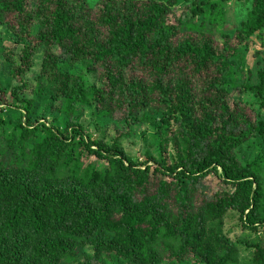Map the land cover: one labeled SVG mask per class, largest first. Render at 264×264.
I'll list each match as a JSON object with an SVG mask.
<instances>
[{"label": "trees", "instance_id": "1", "mask_svg": "<svg viewBox=\"0 0 264 264\" xmlns=\"http://www.w3.org/2000/svg\"><path fill=\"white\" fill-rule=\"evenodd\" d=\"M92 1L0 0V24L21 53L12 104L0 85V105L21 113L0 121V264L77 263L85 251L79 264L110 254L126 264H241L224 220L231 212L242 230L264 231V153L240 161L253 139L264 147V117L240 98L254 94L264 112V67L247 84L229 77L245 71L252 41L264 46V0H237L249 9L232 37L221 32L230 0ZM183 3L192 5L178 16ZM38 57V85L62 125L33 121L34 100L21 96ZM88 108L120 134L89 136ZM151 110L162 113L149 136L158 157L140 162L121 142L157 119ZM211 174L227 189L198 196ZM249 251L242 264H264V237Z\"/></svg>", "mask_w": 264, "mask_h": 264}, {"label": "rangeland", "instance_id": "2", "mask_svg": "<svg viewBox=\"0 0 264 264\" xmlns=\"http://www.w3.org/2000/svg\"><path fill=\"white\" fill-rule=\"evenodd\" d=\"M92 4H96V0L92 1ZM191 3H183L179 5L174 11L178 14V16H181L185 10L189 7H191ZM249 9V6H245L244 2H240L237 0H230L227 3L226 6V26L221 30V32H227L229 37L233 36V26L235 24L239 25L241 21L244 19V14L246 13V10ZM11 33L7 29L5 25L0 24V85L6 88L7 90V96L5 100L7 101V104H12L14 99L11 96V91L13 87H16L18 85H21L19 83V79H15L11 75V70L13 69V66L15 64L19 65L21 63V53H20V47L18 45H15L13 43V40L11 39ZM13 53L15 56L9 58L8 54ZM54 52L59 55L60 51L57 47L54 48ZM243 55L245 56V62H246V69L245 71H242L237 76L229 77V81L232 83H235L236 85H241L243 82L247 84L249 82V77L252 75H249V71L253 70L254 66H260V68L264 67V46L260 47L259 44L256 42H251L248 45V49L246 52L242 51ZM257 54H259L257 56ZM61 57V56H59ZM9 60V62L7 61ZM260 60V61H259ZM61 61H64L65 63L62 67L65 71H70L71 73L75 72V67L71 70H68V66L66 67L69 60L62 59ZM71 63V62H69ZM259 63V64H258ZM66 67V69H65ZM43 73L42 69V61L41 58H36L35 62L33 63V67L28 70L23 76L20 78L23 82L28 84V89L25 93H23L21 96L25 98H29L34 100V111L32 113V119L40 120V122H46V123H56L58 125H62L65 122V116L61 112H56V109H54L52 105V99H51V92H48L47 89H43L38 85V78ZM241 89V88H240ZM238 88V90H240ZM240 98L247 103L251 108L258 110L261 113V116L264 117V112L257 106V98L252 93H245L240 96ZM6 103H3L0 105V121L6 120L8 122H12L13 124L17 123V119L20 117L21 113L17 111H10L8 110V105ZM251 111L249 108L247 110ZM150 117L157 118L153 121H144L142 120L138 125V129L133 130V135H130L125 138L121 143L126 149L127 152L133 157L138 158L140 162L146 160L149 156H152L155 153L156 145H154L153 148H151V144L154 143L153 137L149 138V136H154L156 134L155 129V122L158 120L160 121L162 117V113L160 114L157 112V110H151L150 111ZM82 117V124L85 127L84 129L87 130V134L93 138L97 139H103L106 138L108 141L114 140L117 135L120 134V129L118 124L115 120L112 118H102L99 116H95L93 114V111L88 108L84 111ZM1 116L3 118H1ZM157 120V121H155ZM176 128V127H174ZM119 131V133H117ZM142 132L144 134H147L146 137L142 136ZM131 133V134H132ZM44 135L40 136V139H42ZM33 140L29 142V146L33 144ZM78 142V140H77ZM157 143V142H155ZM6 149V145L4 143L0 142V150ZM159 148L157 147V150ZM169 152H173V147L170 145ZM157 153V152H156ZM154 154L157 156V154ZM244 155H240V161L241 163L250 162L254 160L259 154L264 153V147L262 144V141L259 139H253L251 142H249L244 148H243ZM87 157V155H86ZM84 157V162L88 163L91 162L92 159L89 157ZM158 157V156H157ZM221 174V171H220ZM159 178V177H158ZM152 176L151 179V186L154 188L156 185H158L159 179ZM227 189L226 184L223 182V179L218 177L215 174L209 175L204 182L199 184V191H197V195L200 196V194H215L221 190ZM224 232L228 236V238L236 244L238 247L240 257L239 262L242 264L250 257V251L249 248L253 245V242H256L257 240H260L262 237H264V231L261 230L259 234L248 232L242 230L240 223L238 221L237 215L234 213H229L225 220H224ZM91 250V249H90ZM87 255H91L89 251H85L84 253H80L78 257L77 263H70L64 262V264H79V262H83ZM103 262L105 264H126L125 261L120 259L119 257L115 255H104L102 256L100 262ZM163 264H178L176 262H164ZM182 264H195L194 262L186 261Z\"/></svg>", "mask_w": 264, "mask_h": 264}]
</instances>
